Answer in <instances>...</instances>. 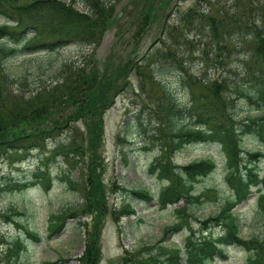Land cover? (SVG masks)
<instances>
[{"label": "trees", "instance_id": "obj_1", "mask_svg": "<svg viewBox=\"0 0 264 264\" xmlns=\"http://www.w3.org/2000/svg\"><path fill=\"white\" fill-rule=\"evenodd\" d=\"M117 1L0 0V156L17 151L55 155L68 168L65 178L69 186L82 194V206L91 210L94 196L101 191L104 115L120 94L135 89L134 74L149 102L140 94L141 101L136 102L137 110L126 127L153 126L160 136V155L147 171L166 184L156 196L147 189L131 190V194L140 203L157 201L162 209L180 199L200 203L191 189L215 168L214 160L183 166L170 160L190 145L218 147L227 163V181L234 197L206 222L220 223L226 233L219 237L208 234L196 242L188 237L187 261L202 263L223 254L226 246L236 245L247 251L246 264H264V237L244 240L240 215L234 211L256 194L264 218V176L257 167L264 153L243 147L245 138L264 140V0H195L186 11L173 8L174 18L164 20L160 12L169 2L138 0L140 4L125 26L119 25L123 13L117 10ZM159 22V38L137 62L116 60L113 54L99 62L89 49L81 59H59L60 52L70 45H100L113 28H117L114 50L125 48L128 32L136 24L137 34L142 36ZM156 82L159 87L154 89ZM172 83L187 93L188 105L178 101ZM78 124L84 125L83 129ZM52 139L55 142L47 150ZM118 139L127 162V137L121 133ZM74 168L81 170L79 180L72 178ZM176 169L178 183L173 180ZM53 181L50 166L39 164L15 186L29 189L38 185L49 190ZM123 211L135 212L130 204ZM184 211L175 209L180 219ZM66 215L81 217L75 210L69 214L63 210L51 218L52 231L62 228ZM83 226L89 238L82 259L99 264L94 232L99 234L100 226ZM24 243V239L16 240L11 252ZM175 252L163 264H181L184 256L179 249Z\"/></svg>", "mask_w": 264, "mask_h": 264}, {"label": "rangeland", "instance_id": "obj_2", "mask_svg": "<svg viewBox=\"0 0 264 264\" xmlns=\"http://www.w3.org/2000/svg\"><path fill=\"white\" fill-rule=\"evenodd\" d=\"M165 2L170 4L165 11L160 12L163 13L161 20L170 16L174 18L173 8L186 11L195 4V0ZM116 4L117 10L123 13L119 18V25L125 26L140 3L138 0H119ZM173 21L175 20L171 19L172 23ZM116 29L108 30L101 44L96 47H66L60 52L59 59L78 60L89 49L99 62H103L111 54L116 60L130 58L137 62L159 38L162 24L159 22L150 26L142 36L137 34L136 24L128 32L125 48L114 50ZM131 79L135 89L131 88L120 94L104 115V169L98 179L101 191L94 196L91 210L86 211L87 208L82 206V194L69 186L65 178L68 168L55 155L44 154L42 151H17L0 156V264H87L82 259L86 240L89 238L88 233L85 236L83 224L86 223L89 227L100 226L99 234L94 232L98 236L97 244L100 248L99 264H163L176 254V249L184 256L181 264H189L186 247L188 237L196 242L202 241L208 234L219 237L226 233L225 227L220 223L206 222V219L216 216L234 197L233 188L227 181L226 160L214 145H190L170 160L176 166L202 159L214 160L215 168L194 182L191 189L201 199L200 203L190 204L186 199H180L162 209L157 201L145 200L140 203L131 194V190L147 189L156 196L166 184L147 171L154 158L160 155L157 146L160 136L155 134L153 126L126 127V122L137 110L136 102H140L142 96L149 102L146 93L140 92L134 74ZM170 85L181 105H188L187 93L181 86L175 83ZM153 87H159L157 82ZM244 117L245 114L241 118ZM78 126L82 129L84 127L80 124ZM121 133L128 140L124 144V152L128 154L127 162L122 155L123 145L118 139ZM54 142L55 139H52L47 150L52 148L51 144ZM243 147L264 153V140L245 138ZM39 164L50 166L54 178L52 187L49 190L38 185L29 189L17 188L15 185L24 182ZM257 167L264 176V156L257 162ZM176 171L173 180L178 183L175 176L179 172L177 169ZM73 172L72 178L79 180L81 170L74 168ZM256 197V194L250 195L234 209L240 215L241 236L244 240L255 236L264 237V218ZM128 204L134 207L135 212L127 214L123 211ZM180 207L185 210L183 219L175 212ZM63 210H67V214L70 210H75L81 217L73 219L66 215L62 228L58 232L52 231L51 218L59 216ZM20 239L25 240L24 245L11 252L16 240ZM247 259L246 250L228 245L223 254H215L197 264H246Z\"/></svg>", "mask_w": 264, "mask_h": 264}]
</instances>
